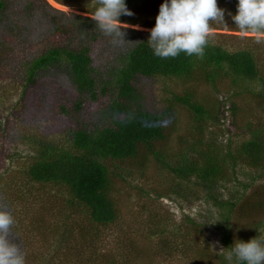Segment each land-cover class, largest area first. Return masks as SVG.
<instances>
[{"label": "trees", "instance_id": "trees-1", "mask_svg": "<svg viewBox=\"0 0 264 264\" xmlns=\"http://www.w3.org/2000/svg\"><path fill=\"white\" fill-rule=\"evenodd\" d=\"M65 3L78 9L91 7V14L97 6V0H67ZM125 3L134 15L122 14L119 20L153 26L158 5L146 8L145 0H125ZM236 3L237 0H217V5L224 9L225 24L209 21L210 29L241 31L230 15L235 13ZM34 10H38L39 15H35ZM19 12L24 22L13 19ZM147 12H150L148 20L142 21V17H147ZM37 19L43 25L42 45L29 52L24 51L15 57V61L7 63V52L17 48L20 43L17 38L31 40L28 29ZM122 30L126 41L116 44L112 42L113 37L105 35L97 27L92 17L64 12L52 7L46 0H25L24 5L15 4L13 0H0V79L5 74L3 67L12 64L8 67L9 75L19 78L22 88L20 95L29 87L31 90L42 89V79L61 74L75 91L73 98L59 99L56 108L49 105L46 108L49 109L44 111H56L63 115L66 130L70 133L66 143L60 144L31 133L22 136V140L34 149V154L29 156L23 170H20L25 176L22 185H60L71 201L84 207L89 222L105 225L119 217L110 192L115 176L120 173L115 172L112 165L116 170L120 162L129 160L143 166L152 158L160 166L171 170L178 179L199 187L205 198L219 210L223 242L232 244L229 234L231 213L236 208L250 210L254 205L243 208L244 202L240 200L244 192L225 198L219 189L230 176L227 173L229 160L232 166L244 163L253 168L262 167L263 174L258 175H264L263 128L251 129V121L246 120L245 127L252 131L237 148L221 150L210 142L207 146L196 148L191 158L183 153L168 161L167 156L156 149L155 142L165 135V119L170 113L171 101L187 108L193 120V129L199 132L205 128L213 112L197 98L194 89L171 92L169 104L162 110H155L147 104V80L154 76H171L195 83H213L218 76L225 75L230 78L236 92H250L264 98V74L257 67L258 47L254 42L228 49L214 41L210 32L203 56H189L180 52L176 57L161 58L153 55L149 47L148 30L131 27ZM4 32L13 42L9 43L2 37ZM56 36L63 40L51 41L50 38ZM239 38L250 43L256 41L253 36ZM101 46L105 51L111 48L97 62L100 59L98 53H103L99 51L102 50ZM253 82L258 84V88L252 87ZM37 112L33 111L31 117ZM201 139L194 144H202ZM263 191L260 190L261 193ZM26 193V196H34L30 186ZM261 193L255 195L256 204L263 201ZM155 229L153 225L150 228L151 232H155ZM203 229L202 224L189 215H185L176 227L177 232L191 236V243L200 244L194 252V256L198 257L196 259L208 257V250L199 237ZM156 233L160 237L159 242L162 238L166 246H176V237L171 235L169 228L162 227ZM217 256L220 264H227L223 254Z\"/></svg>", "mask_w": 264, "mask_h": 264}, {"label": "rangeland", "instance_id": "rangeland-1", "mask_svg": "<svg viewBox=\"0 0 264 264\" xmlns=\"http://www.w3.org/2000/svg\"><path fill=\"white\" fill-rule=\"evenodd\" d=\"M46 1L67 13L93 16L89 11L91 7L78 9L65 3L67 0ZM145 1L146 8L161 2ZM13 2L24 5L25 0ZM33 13L39 15L38 10ZM20 14L14 15L13 19L24 22ZM149 14L147 12V17H142V21H147ZM37 20L28 29L31 40L17 38L20 43L17 48L7 52V63L15 61V57L24 51L42 45L43 25L40 19ZM126 24L138 30L151 28L141 23ZM210 32L214 41L228 49L255 42L259 52L257 67L264 74V39L259 43H250L239 37H255L253 33L226 28H212ZM2 37L9 43L13 42L6 32ZM50 39L53 42L63 40L58 36ZM8 42H5L6 45ZM110 48L105 51L101 46L102 50L99 51L103 53H98L100 59L97 62L106 56ZM9 66L13 65L3 67L5 74L0 79V208L12 212L14 223L9 237L20 244L26 264H220L219 253L224 255L227 264H232L226 258L227 248H223L231 244L223 242V225L220 224L218 208L205 198L198 186L178 179L171 170L160 166L152 158L143 166L129 160L120 162L116 170L112 165L114 171L120 173L115 176L110 192L119 217L105 225L89 222L84 207L71 201L60 185H22L25 176L20 170H23L29 156L34 154V149L22 140V136L31 133L53 142L66 143L70 133L66 130L63 115L56 111H44L49 105L56 108L59 99L73 98L75 91L61 74L42 79V89L31 90L29 87L20 95V80L17 76L9 75ZM195 82L171 76H154L147 80V104L155 110H162L169 104L171 92L194 89L197 98L213 112L205 128L199 132L193 129V120L187 108L171 101L173 104L165 119V135L155 142L156 149L165 154L168 161L183 153L191 158L196 148L207 146L210 142L221 150L237 148L252 131L245 127L246 120L251 121V129L264 130L263 97H256L250 92H236L230 78L225 75L218 76L213 83ZM257 85L252 83V87L258 88ZM35 110H38L37 114L31 117ZM201 137L202 144H194ZM227 171L230 176L222 183L224 185L219 192L225 198L244 192L240 200L244 202L243 208L254 205L250 210L236 208L231 213L229 234L232 242L233 239L248 240L254 236L264 238V175H258L263 174L262 167L253 168L244 163L232 166L229 160ZM29 186L35 197L26 196ZM260 193L263 201L256 204L255 195ZM185 215L202 224L204 229L199 237L208 250V257L196 259L198 257L194 256V252L200 244L191 243L189 234L177 232L176 227ZM152 225L156 227L155 232L150 230ZM162 227L169 228L171 235L176 237V246H166L162 238L159 242L160 237L156 232Z\"/></svg>", "mask_w": 264, "mask_h": 264}, {"label": "clouds", "instance_id": "clouds-1", "mask_svg": "<svg viewBox=\"0 0 264 264\" xmlns=\"http://www.w3.org/2000/svg\"><path fill=\"white\" fill-rule=\"evenodd\" d=\"M134 15L125 0H97L92 19L105 35L113 37V43L126 41L123 28L126 22L121 15ZM234 25L242 32H251L259 43L264 39V0H237L236 11L230 13ZM148 30V44L153 55L168 58L180 52L203 56L210 22L225 24L224 9L217 0H161ZM14 223L12 212L0 208V264H26L20 244L9 237ZM226 258L232 264H264V238L235 239L228 246Z\"/></svg>", "mask_w": 264, "mask_h": 264}]
</instances>
